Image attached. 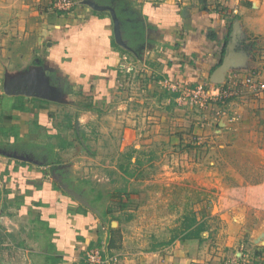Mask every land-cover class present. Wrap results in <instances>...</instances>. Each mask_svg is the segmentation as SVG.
<instances>
[{"label":"rangeland","instance_id":"obj_1","mask_svg":"<svg viewBox=\"0 0 264 264\" xmlns=\"http://www.w3.org/2000/svg\"><path fill=\"white\" fill-rule=\"evenodd\" d=\"M47 1L53 10L54 0ZM70 1L74 8L65 12L68 15L78 11L85 0ZM240 5L247 3L241 0ZM217 7L227 10L231 23L228 47L234 50V0L227 5L218 2ZM243 35L238 47L250 60L238 71V76L242 74L238 84L230 67L225 80L209 78L205 93L193 98H183L180 90L160 82L164 78L151 76L145 66L135 63V56L127 60L136 68L132 64L134 71L121 72L124 86L120 93L110 105L96 107L97 114L106 116L97 123L101 129L105 126L120 133L128 127L132 137L136 135L119 157L114 155L115 165L109 170L93 169L107 161L98 153L101 134L92 124L94 115L78 119L90 99L84 94L67 96L69 102L57 111L63 126L60 141L64 149L58 163L62 168L51 169V176L64 192L72 194L76 208L95 215L105 238L77 250L74 259L60 264H86L87 250L92 248L101 250L106 264H264V257L256 255L257 249L264 248V113H260L258 99L251 98L252 93L261 96L264 92L244 82L253 73L264 80V42L246 31ZM171 83L182 93L196 87ZM58 90L63 100L65 89ZM88 166L92 169L86 170ZM66 173L90 181L96 190L93 197L102 196L97 205L64 187L69 185ZM15 221L19 230L24 224L30 232L37 227ZM202 223L205 230L199 237L181 238ZM36 240L27 245L29 250L15 248L10 256L18 264H55L50 263L48 248L36 250ZM16 245L21 246L20 242Z\"/></svg>","mask_w":264,"mask_h":264},{"label":"crops","instance_id":"obj_2","mask_svg":"<svg viewBox=\"0 0 264 264\" xmlns=\"http://www.w3.org/2000/svg\"><path fill=\"white\" fill-rule=\"evenodd\" d=\"M91 1L98 3L85 0L68 15L51 10L47 0H0V264H18L10 252L20 247L29 250L27 245H33L36 238V250L48 248L50 263L55 264L74 259L77 250L105 238L93 213L69 209L76 206L72 194L64 192L51 176V169L62 168L58 163L64 149L63 126L57 111L69 102L67 96L84 94L90 99L78 119L94 115L92 124L101 134L98 153L107 161L93 169L106 171L115 165L114 155L119 157L126 143L136 138L128 127L119 133L97 124L106 118L97 114V105H110L124 86L120 66L127 62L125 57L132 61L135 56V63L145 66L151 76L205 86L229 51L227 46L223 57L231 23L227 10L217 7L218 2L227 5L228 0H120L130 14L127 21L145 30L144 42L131 53L116 47L111 10L96 9ZM240 1L234 0L236 43L231 48L236 84L242 76L238 71L250 60L238 47L244 32L264 42V0H242L247 6ZM27 71L47 73L54 87L65 89L63 100L6 94L5 80ZM257 96L252 93L251 98L258 99L260 113H264V94ZM15 219L37 227L30 232L24 224L19 230ZM55 255L61 258L55 261Z\"/></svg>","mask_w":264,"mask_h":264},{"label":"water","instance_id":"obj_3","mask_svg":"<svg viewBox=\"0 0 264 264\" xmlns=\"http://www.w3.org/2000/svg\"><path fill=\"white\" fill-rule=\"evenodd\" d=\"M88 3H90V5L95 7L96 9L111 10L114 18L115 34L118 43L124 48L132 51L133 49L128 45L127 41L124 39L123 31L121 27L122 23L116 13L115 8L111 5H100L99 3H93L92 1ZM232 35L235 44L236 34L234 31ZM231 48L226 53V56L224 57L222 64L212 74V81H215L219 78L223 79L225 77L227 70L231 67L232 55H233V51ZM4 91L8 95H15V96L25 95V96L38 97L49 100H59L60 95H62L61 92H59L58 88L54 87V85L51 84L48 74L45 73L44 71H42L41 73H37L34 71H27L13 78H7L4 83ZM64 187H66V189L71 193H73L75 196L83 200L84 196L81 193H79L75 189H71L67 184H64Z\"/></svg>","mask_w":264,"mask_h":264},{"label":"trees","instance_id":"obj_4","mask_svg":"<svg viewBox=\"0 0 264 264\" xmlns=\"http://www.w3.org/2000/svg\"><path fill=\"white\" fill-rule=\"evenodd\" d=\"M95 2H98L99 4H106V5H111L115 8L116 13L118 15V17L121 20L122 23V28H123V32H124V39L127 41L128 45L133 49L132 51L136 50L137 47L144 42L145 39V30L142 27V25H139L137 28L133 27V23L128 22V14L127 11L124 10V1H120V0H94ZM62 13V12H60ZM126 19V20H125ZM230 42V34L228 35L226 42H225V46L223 47V57L226 53V49L228 46V43ZM116 47H118L119 49H121L124 52H130L131 50L124 48L123 46L119 45L116 43ZM131 53V52H130ZM64 179L68 182L69 186L73 189H75L76 191H78L79 193H81L85 198L88 199V201L90 202L91 205H97V203L99 202V200L102 198L100 193H97L96 197H93V194L96 192L95 188L90 184V181L87 179H76L75 177L68 175V173H66V177H64ZM121 195L120 193H118V196ZM125 204H123L124 206ZM70 210L72 211H76L78 213H87L88 210L84 209V208H76L71 206L69 207ZM202 225L200 227H198L197 229H192L190 231H188L187 233H185L184 235H182L181 238L183 239H189L191 237H199L201 235V231L205 230V227ZM50 231L52 232L53 230L50 229ZM92 247V245L90 246ZM111 247V245H110ZM256 255L260 256V257H264V248L262 249H257L256 250ZM61 258V255H55L53 256V260L58 261Z\"/></svg>","mask_w":264,"mask_h":264},{"label":"built area","instance_id":"obj_5","mask_svg":"<svg viewBox=\"0 0 264 264\" xmlns=\"http://www.w3.org/2000/svg\"><path fill=\"white\" fill-rule=\"evenodd\" d=\"M54 8V10L56 11H60V12H67V11H72L73 8H74V3H72L70 0H54L53 3H52V6ZM126 60H128L129 58L128 57H125ZM135 67V64L133 62H129V63H122L121 64V71L123 72H131V71H134V67L133 66H130L132 65ZM136 68V67H135ZM260 74V73H259ZM262 76L264 77V73L262 74ZM261 77L260 75L257 77V74H249L246 76V78L244 79V82L247 84V85H252L255 84L256 88H259L261 91L264 92V80H260ZM263 79V78H262ZM161 83H165V85L169 86V88H172V90H180L181 91V96L183 98H187V97H197L201 94H204L205 93V86L204 85H198L195 87V89H192L193 91L191 92H183L182 93V89L179 87L177 88L178 86L177 85H173V84H170V81L168 79H165V81H160ZM219 94V93H217ZM179 95V96H180ZM215 96V94H214ZM85 262L86 264H106L107 263V260L105 259V257L103 256L102 252L100 249L98 248H92V249H88L87 250V253H86V256H85Z\"/></svg>","mask_w":264,"mask_h":264},{"label":"flooded vegetation","instance_id":"obj_6","mask_svg":"<svg viewBox=\"0 0 264 264\" xmlns=\"http://www.w3.org/2000/svg\"><path fill=\"white\" fill-rule=\"evenodd\" d=\"M127 20H128V19H127ZM122 31H124L123 28H122Z\"/></svg>","mask_w":264,"mask_h":264}]
</instances>
